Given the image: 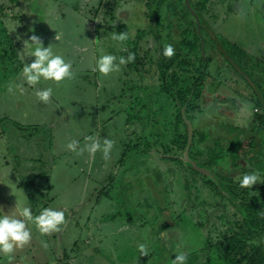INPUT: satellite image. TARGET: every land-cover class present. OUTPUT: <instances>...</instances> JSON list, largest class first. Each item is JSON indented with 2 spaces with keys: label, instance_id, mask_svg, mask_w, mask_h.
I'll list each match as a JSON object with an SVG mask.
<instances>
[{
  "label": "rangeland",
  "instance_id": "374dc122",
  "mask_svg": "<svg viewBox=\"0 0 264 264\" xmlns=\"http://www.w3.org/2000/svg\"><path fill=\"white\" fill-rule=\"evenodd\" d=\"M103 1L21 0L4 20L13 35L1 32L12 40L5 46L10 60L0 47V213L15 214L28 204L35 215L56 205L64 210L65 222L49 234L30 224V242L15 249L9 262L0 256V264H173L175 253L185 254L186 264H222L230 245L221 248L217 241L233 234L237 243L247 238L238 232V222L247 225L237 210L242 198L234 197L239 180L245 172L264 173V0H207V22L190 9L199 31L210 25L206 37L214 42L204 36L198 41L195 53L211 59L190 92L198 97L187 107L193 122L190 147L177 151H169L179 142L185 145L184 137L173 141L177 125L182 133L186 128L189 140V123L179 124L175 112L189 103L184 96L191 74L179 73L175 95L167 90L169 76L162 84L159 63L180 60L188 71L198 69V63H190L194 53L182 43L195 37L193 24L183 16L185 0H120L112 22L127 26L123 41L112 39L121 32L105 27L107 17L92 22L78 10ZM33 34L70 62L72 78L24 82L22 66L15 68L11 60L22 65L23 40ZM166 44L175 49L170 58L162 55ZM243 51L248 54L241 65L233 53ZM129 53L134 59L116 71L103 75L94 70L101 54H113L118 62ZM34 59L26 56L24 63ZM251 62L259 63L261 90L256 80L242 77L243 70L250 71L242 67ZM43 87L53 89L47 103L34 95ZM198 131L208 134L205 142ZM88 136L101 144L104 138L113 142L107 158L101 150L76 153L66 147L76 140L83 148ZM213 157L217 161L209 163ZM205 175L221 184L224 198L208 192ZM32 180L38 183L28 184ZM35 183L53 188L40 195ZM201 190L204 197L197 193ZM255 212L257 207L248 211ZM255 242L261 248L255 251L264 257V235ZM141 243L148 253H140ZM250 248L243 249L245 258L238 264H248Z\"/></svg>",
  "mask_w": 264,
  "mask_h": 264
},
{
  "label": "trees",
  "instance_id": "16d2710c",
  "mask_svg": "<svg viewBox=\"0 0 264 264\" xmlns=\"http://www.w3.org/2000/svg\"><path fill=\"white\" fill-rule=\"evenodd\" d=\"M93 0H91L92 2ZM102 1V0H101ZM120 0H104L102 3H99L97 8L94 7V5L92 7H89V8H83V7H78L80 10V12H82L83 15H86L90 20H92V22H95L96 18L101 15V17H107L105 18V27H110L112 30H117V28H119L120 32H124L125 31V28L127 27L126 25H116V24H113L112 20H114V16H115V6L114 5H117L118 2ZM21 3V0H0V47H4V53H3V56H4V59H8L10 60L11 57H10V52L8 51V48H5L6 46V42H11V38L7 37V36H3L1 35V32L3 33L4 30H7L6 32L9 33L10 36H12L10 34V31L9 29H7L5 26H4V20L7 19L8 17H11L10 16V12L14 9H16V6L19 5ZM151 5V3H150ZM183 16H184V19H186V23L187 24H193L192 26H194L192 29H193V34H195V37H194V40H188L187 37L184 38L183 40V44L188 48V50L193 54V59L190 60V63L192 64H195V63H198L199 65L197 66L198 69L196 70V68L194 70H187L186 68L183 67V65L185 66L186 64L183 63V62H180V60H175V61H168L166 59H163L160 61L159 63V68H160V71L161 73L165 74V76L163 77V79H161V82L162 84H165V79L166 77L169 76V81H167L168 83H172L171 86H169V88L167 90H170V91H173L175 90V95H176V90H177V84L176 83V80H178V75L179 73L182 71L185 73L186 75V71L189 72L191 74V79H189L188 83L189 84V90L187 92V94L184 96V99L185 101H188L189 100V103L186 104V107H185V110L183 112V109H181L180 107V104L178 105L179 106V110H177L175 113H177L179 111V116H178V122L179 124L181 122H183L182 124H184V121L186 122L190 117H188V114L189 113L187 111V107L188 109L191 108V105H190V101L198 98L195 96H191L190 95V92L193 91V88L196 87L197 84H199L202 76L205 75V70L206 68L209 67V61L210 59H206L203 54H199L195 51L198 50V41L200 40V37L201 36H204V39H206V41H210V42H214V39L210 36L206 37L207 35V32L208 34H210V31L207 30L208 27H210L209 23L206 27V25L203 27V29L201 31H199L200 29L197 28L196 24L192 22V18L190 19L191 16H189L188 14L191 13L190 9L187 7V6H183ZM192 7L195 9V13L200 16V19L203 20L206 19V22H207V18L210 14L211 16V7L208 6L207 4V0H195V2H193L192 0ZM161 8V5L159 4V7H158V10ZM180 15V18L182 17V14H179ZM6 17V18H4ZM107 19V20H106ZM157 19V17H156ZM110 23V25H109ZM104 26V25H103ZM184 30H187L186 29V26H185V29ZM205 30V32H204ZM140 31V30H139ZM188 31V30H187ZM207 31V32H206ZM184 33L183 32V35L184 36ZM211 35V34H210ZM9 38V39H8ZM149 40V39H148ZM201 40H202V37H201ZM12 48V46H11ZM10 48V49H11ZM226 48V47H225ZM199 50H201V48L199 47ZM247 51V50H246ZM243 51L242 53H240L241 56H238V53H233V55L235 56V59H233L234 61H241V65L243 64L242 63V56H245L246 54L249 53V51ZM243 54V55H242ZM207 57V56H206ZM11 63L12 65L15 66V68L18 69V66H22L24 65V61L21 65L20 62H16L14 60H11ZM230 64V63H229ZM244 65V64H243ZM257 65H259V63H249L248 65L242 67V68H247L249 69L250 71L246 72V69L243 70V75L242 77L244 78L245 81H247V79H251L252 81L256 80V75H257ZM230 66H232L230 64ZM239 66V65H238ZM19 67V69H20ZM186 67H189L188 65ZM233 67V66H232ZM175 69V70H174ZM233 69H235L233 67ZM172 70H174L172 72ZM241 72V71H240ZM242 73V72H241ZM162 75V74H161ZM241 75V74H240ZM181 78V76L179 77V79ZM194 79L195 82H192V80ZM188 80V78L186 79ZM256 83H258V85L255 86V88H259L258 90H261V83L256 80L255 81ZM186 84V83H185ZM256 89H254L256 91ZM257 90V92H258ZM260 94V93H259ZM178 95V94H177ZM191 96V97H190ZM179 97V95H178ZM262 97V96H261ZM191 98V99H190ZM183 99V100H184ZM180 101L181 102V105H182V102H185V101ZM195 107V106H194ZM194 109V108H193ZM203 112V109L201 110H198L196 112V115L197 117H199ZM159 114V113H158ZM132 116H128V118H131ZM1 118V117H0ZM5 119V118H4ZM193 123V122H192ZM186 125V123H185ZM187 126V125H186ZM175 130L177 131V136L176 138L173 140V141H176L178 139V137L182 138L184 137V141H185V145L182 143V142H179L177 145H173V147L169 148V151H172V150H175L177 151L178 148L179 149H182V148H185L186 145H187V141H188V131L186 130V128H183V133L181 132L180 130V127H179V130H178V125L176 126ZM195 133H197V130H195ZM198 133L201 135V141H205L206 139H208V134L206 132H201V131H198ZM156 142V141H155ZM183 145L182 147H180V145ZM175 146V147H174ZM218 157V156H216ZM179 158V157H178ZM218 159V158H217ZM217 159L215 157H213V159H211V161L209 160V163H214L215 161H217ZM175 160H178L175 158ZM186 169L189 170V168L186 167ZM255 173H259V172H256L254 171ZM245 174H248V172H245L243 175ZM45 173L44 174H39V176H43L45 177ZM49 175V174H48ZM49 178V176L47 177V179ZM258 178L259 179H263V182L260 183L259 181L256 182L258 184V186H256L255 188L251 187V188H241L239 186V191L237 193H235L236 195L234 196L236 199L241 197V203H242V207L241 209H237L239 210V212H243V214H241V218L239 220H243L245 222V220L247 221V225L244 226V224L238 222V224H240V227H239V233H241L242 235H244L245 237H247L246 239H241L239 241V243H237V239H234V234L232 235L233 237L230 239V236L228 235V238L225 239V241H217L218 243V246H220L221 248L222 247H228L230 245V248H228L229 250L226 252L225 254V260L222 264H238V260L241 259H244L245 257V253H243V249L246 247L248 248V246H250V251L247 252L248 254V264H264V257L257 253L255 251V249H257L258 251H261V248H260V244L256 243L255 242V237H260V236H263L264 235V206L261 204V201L263 200L264 201V191H260L258 190V187H262L264 188V173L258 175ZM204 179L206 180V182L208 183L209 185V188H208V192H215L216 195H220L222 198L225 197L223 191H222V187H221V184L218 185V183L215 182V180L210 176V175H205L204 176ZM194 181V180H193ZM31 182H37L38 181H28V184ZM35 183V185H37L36 187L38 188L37 190V194H40V195H43L41 193V190H44L45 192H49L52 190L53 186L50 185V184H37ZM196 185V184H195ZM20 186H23V184L21 183ZM197 186V185H196ZM188 187L191 188V186L188 184ZM189 191L186 192L185 196L187 194H190ZM197 193L199 195H201V197H204V191L201 190V191H197ZM36 193H33L31 194V198L34 199V203L35 205L37 204V201H36V196H37ZM38 197V196H37ZM51 201V200H50ZM255 207H257V210H259L258 213H254L253 215L252 214H249L248 211L250 209H254ZM186 210H184L185 212ZM9 213V212H8ZM6 213V214H8ZM0 215H2L0 213ZM177 216V215H175ZM176 218H180V215H178ZM252 218V219H251ZM250 221V223H249ZM227 223V222H226ZM167 223H165L163 225V227L166 226ZM174 227V226H172ZM244 237V238H245ZM155 239V236L154 238ZM229 240V241H228ZM229 242V243H228ZM228 244L227 246L225 245ZM232 243V245L230 244ZM237 253V254H236ZM64 255H66L64 253ZM244 258H243V257ZM187 261V260H185ZM186 264V263H185ZM247 264V263H246Z\"/></svg>",
  "mask_w": 264,
  "mask_h": 264
},
{
  "label": "clouds",
  "instance_id": "9594fccd",
  "mask_svg": "<svg viewBox=\"0 0 264 264\" xmlns=\"http://www.w3.org/2000/svg\"><path fill=\"white\" fill-rule=\"evenodd\" d=\"M113 40L123 41L127 39L126 33L113 34ZM22 59L25 61L26 56H32L35 59L30 63H24L22 67L23 80L27 85H36L42 79L44 81H52L59 83L65 79H70L73 76L70 62L57 53H54L49 46H44L40 37L33 34L23 40ZM175 49L172 44H166L162 48V55L172 57ZM134 59V55L129 53L125 58L117 57L113 54H101L95 61L94 70L100 74L107 75L112 71H116L119 65L130 62ZM19 87V85H18ZM53 94L51 87H43L35 89L34 95L39 101L47 103ZM90 143H85L83 148L78 146V141L70 140L66 147L76 153L88 151L95 153L101 150L104 157L107 158L112 148V141L104 138L103 143L94 136L85 138ZM261 181L255 172L243 175L239 180L241 188H251V186ZM65 222L64 210L56 205L43 207L37 214H33V209L30 205L24 204L18 208L15 214L0 215V256L7 257L8 262L11 261V255L15 249L27 245L31 238V228L29 225H34L41 234H49L58 232L61 225ZM46 246V245H45ZM140 253L146 254V245L141 243L137 245ZM186 256L183 253H175L173 264H185Z\"/></svg>",
  "mask_w": 264,
  "mask_h": 264
},
{
  "label": "water",
  "instance_id": "95a60500",
  "mask_svg": "<svg viewBox=\"0 0 264 264\" xmlns=\"http://www.w3.org/2000/svg\"><path fill=\"white\" fill-rule=\"evenodd\" d=\"M185 3H186V6L189 9H191L192 12H194L193 7H192V0H185ZM184 110H185V108L183 109V112H184ZM187 122L189 123L190 129H189V140H188V144H187L186 148L190 147V141H191V137H192V122L190 120H187Z\"/></svg>",
  "mask_w": 264,
  "mask_h": 264
},
{
  "label": "crops",
  "instance_id": "0c3cea01",
  "mask_svg": "<svg viewBox=\"0 0 264 264\" xmlns=\"http://www.w3.org/2000/svg\"><path fill=\"white\" fill-rule=\"evenodd\" d=\"M8 18H9V17H8ZM134 214H135V213H134ZM133 218H134V216H131V218H129V219H133ZM138 222L141 223V225H142V222L137 221V223H138ZM137 223H136V224H137ZM141 225H140V226H141Z\"/></svg>",
  "mask_w": 264,
  "mask_h": 264
},
{
  "label": "flooded vegetation",
  "instance_id": "af4514ba",
  "mask_svg": "<svg viewBox=\"0 0 264 264\" xmlns=\"http://www.w3.org/2000/svg\"><path fill=\"white\" fill-rule=\"evenodd\" d=\"M202 142H205V141H202Z\"/></svg>",
  "mask_w": 264,
  "mask_h": 264
}]
</instances>
